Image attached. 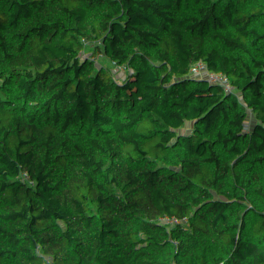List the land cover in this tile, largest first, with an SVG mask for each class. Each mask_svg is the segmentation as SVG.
<instances>
[{
	"label": "trees",
	"instance_id": "trees-1",
	"mask_svg": "<svg viewBox=\"0 0 264 264\" xmlns=\"http://www.w3.org/2000/svg\"><path fill=\"white\" fill-rule=\"evenodd\" d=\"M213 9L235 47V61L222 59L236 68L198 54L197 0H140L97 109L103 19L78 17L58 37L5 31L0 264H264V169L253 165L264 115L243 74L264 77V0ZM43 18L32 0L0 7V29ZM157 197L191 224L150 212Z\"/></svg>",
	"mask_w": 264,
	"mask_h": 264
},
{
	"label": "built area",
	"instance_id": "built-area-1",
	"mask_svg": "<svg viewBox=\"0 0 264 264\" xmlns=\"http://www.w3.org/2000/svg\"><path fill=\"white\" fill-rule=\"evenodd\" d=\"M40 1L42 2L44 0H40ZM46 1L52 5H60L62 7H65L66 9H69L70 12H72L74 15L80 13L81 11L89 9V8L97 7V9L99 10H102L103 8H107V7L95 5L92 0H73V1L46 0ZM203 1L211 2V5L204 7V9L208 12L209 27L207 28V30L209 32H213L218 38H220L223 44V47L221 48L218 54L220 55L221 58H226V59L231 58L232 60L235 61L236 60L235 55H234L235 47L230 42V40L225 36L224 22L216 15L213 9V2L215 0H203ZM16 2L18 1L17 0H0V7L8 8L10 5ZM135 6L136 8L140 6V0H135ZM65 18H66V13L63 11H60V10L59 11H51V10L45 11L43 20L39 22V24L32 30H36V32L38 31L40 32L44 30L48 25H51L54 22L62 24L65 21ZM15 22H16L15 20H10L4 27L8 28L9 31H13L14 33H16L17 35L21 37L27 38L28 36L26 34L30 33L31 30L23 29L19 26L17 27ZM61 30L62 28L58 29V33L56 37L60 35ZM126 36H128V32H125L122 37L124 38ZM107 53H108V49L106 50L105 53L101 55L99 61L97 62V65L100 67V69L106 71V77H107L106 80L100 81L99 83V87L101 88L103 93H106L111 89H114L117 83L116 70L121 62V51L117 53L114 59H108ZM209 58L210 59L213 58L212 54L209 56ZM220 63L225 69H229L231 67L229 62L226 60H221ZM247 70H251L250 72L252 75L251 77L252 80H248L249 85L255 91L256 96L259 97V104L261 107V112L264 115V77L261 76V74L258 71L250 67H247ZM260 155L262 156V161L259 163L258 166L264 169V145L261 148ZM161 205L165 206L166 214L168 216L173 217V218H179L187 226L191 224V220L189 219L188 214L185 210H183L180 207H174V206L167 205L163 197H157L156 199H154L150 204V208H156Z\"/></svg>",
	"mask_w": 264,
	"mask_h": 264
},
{
	"label": "crops",
	"instance_id": "crops-1",
	"mask_svg": "<svg viewBox=\"0 0 264 264\" xmlns=\"http://www.w3.org/2000/svg\"><path fill=\"white\" fill-rule=\"evenodd\" d=\"M38 5L41 6L43 11L53 10V11H63L66 13L65 21L60 25L57 22H54L51 25H48L44 30L41 31V35H51L53 37H56L58 33V29L63 28L66 25H69L71 21L74 19H77L78 17H85V18H94L98 17L104 20L106 29L109 32V42H108V53L107 58L108 59H114L117 53L121 50V45L123 41V34L127 32V22L133 18L136 12V6H135V0H123L121 3H119L116 6L113 7H107L103 8L102 10H99L97 8H89L84 11H81L80 13L74 15L72 12H70L69 9H66L65 7H62L60 5H52L46 0L40 1L38 0ZM211 5V2L203 1L200 9L199 19L202 21L203 30L205 35H210L211 37L206 38V42L204 43L205 47L208 49L207 56L209 57L211 54L213 58H218V60H223L220 55L218 54L220 50L215 49L213 45V41L217 40V36L213 32H209L207 28L209 27L208 22V12L204 9L205 6ZM37 33V32H36ZM34 36V35H33ZM217 38H216V37ZM38 38L39 35L34 36L30 39ZM246 77L248 80H252L251 76L246 74ZM105 93L101 90L99 87L97 90V96L95 101H98L101 97L104 99ZM262 161V156L260 155L258 160L253 165H259V163Z\"/></svg>",
	"mask_w": 264,
	"mask_h": 264
},
{
	"label": "rangeland",
	"instance_id": "rangeland-1",
	"mask_svg": "<svg viewBox=\"0 0 264 264\" xmlns=\"http://www.w3.org/2000/svg\"><path fill=\"white\" fill-rule=\"evenodd\" d=\"M17 1H22V0H17ZM32 1H33L35 4H38V3H39L38 0H32ZM95 8H97V7H95ZM51 11H53V10H51ZM94 18H95V17H94ZM15 24H16L17 27L19 26V24H18L17 22H15ZM203 26H204V25H202V21H201L200 19H197V21H196V23H195V31H196L197 35L200 37V39H201V40L198 42V45H197V48H198V54H199V55L207 56V54H208V49L205 47L204 43L206 42V38H209V37H211V36H210V35H205V34H204ZM19 27H21V26H19ZM6 30H8V28H6V27H3V28L0 29V46H1L2 43H3L4 33H5ZM30 30H31L30 33H27V34H26V35L28 36V37H27L28 39H30V38H32V37H34V36H37V35H39V37L42 36V35H41V31H40V32L38 31V32L36 33V30H32V29H30ZM33 35H34V36H33ZM215 37H216V36H215ZM35 38H36V37H35ZM35 38H34V39H35ZM216 38H217V37H216ZM213 45H214L215 49H217V50H221V48L223 47V44H222V41H221L220 38H217V40H215V42L213 41ZM214 58H215V57H214ZM231 67L236 68V67L233 66V65H231ZM101 71H102V74H101V76H100V81H104V80H106V78H107V77H106V71H105V70H101ZM250 71H251V70H247L246 72L244 71L243 74H244V75L248 74L249 76H251V72H250ZM103 100H104V99L101 97L100 99H98V101H95V103H94V109L99 108ZM257 160H258V159H257ZM55 178H56V177L48 178V180L46 181V183H47L46 188H47V189H51V188H52L51 185H53L52 183H53V180H54ZM48 184H49V185H48ZM57 190H58V189H57ZM56 193H57L56 199H57L58 201L61 200V197H64L65 200L70 201V205H71V208H72V209H76L75 206L77 207V213H79V214L82 215V214L85 212L86 203H83V202H82V203L74 202V200L69 199V197L63 192V190H60V191H58V192H56ZM78 210H79V212H78ZM149 211H150V212H154V213H166V208H165L164 205H161V206L156 207V208H150ZM208 249H209V251H208L209 258H208L207 262L210 263L211 259L214 257V252H213V249H212L211 247H209ZM142 264H150L149 258H146V261H144Z\"/></svg>",
	"mask_w": 264,
	"mask_h": 264
},
{
	"label": "water",
	"instance_id": "water-1",
	"mask_svg": "<svg viewBox=\"0 0 264 264\" xmlns=\"http://www.w3.org/2000/svg\"><path fill=\"white\" fill-rule=\"evenodd\" d=\"M213 3H214V2H213ZM201 4H202V0H197V7H198L197 18L199 17V14H200Z\"/></svg>",
	"mask_w": 264,
	"mask_h": 264
}]
</instances>
